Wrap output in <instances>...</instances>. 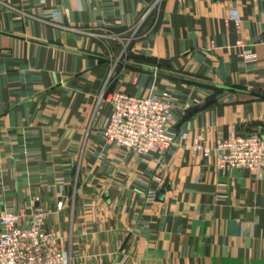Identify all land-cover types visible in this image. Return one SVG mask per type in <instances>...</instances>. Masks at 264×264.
Listing matches in <instances>:
<instances>
[{
	"label": "crops",
	"instance_id": "obj_1",
	"mask_svg": "<svg viewBox=\"0 0 264 264\" xmlns=\"http://www.w3.org/2000/svg\"><path fill=\"white\" fill-rule=\"evenodd\" d=\"M164 92L184 142L139 157L102 140L108 95ZM253 93L264 0H0V209L19 226L48 210L68 264H264V180L190 152L260 133Z\"/></svg>",
	"mask_w": 264,
	"mask_h": 264
},
{
	"label": "built area",
	"instance_id": "obj_2",
	"mask_svg": "<svg viewBox=\"0 0 264 264\" xmlns=\"http://www.w3.org/2000/svg\"><path fill=\"white\" fill-rule=\"evenodd\" d=\"M227 20L239 28L236 4L228 10ZM236 47L241 42H236ZM239 57L253 59L248 51ZM102 95H100V100ZM109 112L101 123L102 140L109 145L139 157H150L154 152L166 153L187 138L176 136L170 129L172 105L167 92L160 96L136 97L112 93L105 99ZM193 155L213 159V165L226 175L230 169L249 171L255 180H264V129L260 133L237 135L231 132L213 148L196 137L190 147ZM150 193L148 199L153 200ZM62 203L57 204V210ZM50 212L41 206L29 209L25 226H19L20 216L0 209V264H68V254L59 243L57 234L45 228Z\"/></svg>",
	"mask_w": 264,
	"mask_h": 264
},
{
	"label": "water",
	"instance_id": "obj_3",
	"mask_svg": "<svg viewBox=\"0 0 264 264\" xmlns=\"http://www.w3.org/2000/svg\"><path fill=\"white\" fill-rule=\"evenodd\" d=\"M253 96H256V97H258V98H260V99H263V96L262 95H259V94H255V93H253L252 94ZM214 102V99L213 98H210V99H208L206 102H205V104L206 105H210V104H212ZM197 110H198V108H193L189 113H187V116H190L192 113H195V112H197ZM164 192H165V190H161L159 193H158V195H162V194H164Z\"/></svg>",
	"mask_w": 264,
	"mask_h": 264
},
{
	"label": "trees",
	"instance_id": "obj_4",
	"mask_svg": "<svg viewBox=\"0 0 264 264\" xmlns=\"http://www.w3.org/2000/svg\"><path fill=\"white\" fill-rule=\"evenodd\" d=\"M260 99V98H259ZM261 100H264V96H263V99H261Z\"/></svg>",
	"mask_w": 264,
	"mask_h": 264
},
{
	"label": "rangeland",
	"instance_id": "obj_5",
	"mask_svg": "<svg viewBox=\"0 0 264 264\" xmlns=\"http://www.w3.org/2000/svg\"><path fill=\"white\" fill-rule=\"evenodd\" d=\"M264 127V126H263Z\"/></svg>",
	"mask_w": 264,
	"mask_h": 264
}]
</instances>
